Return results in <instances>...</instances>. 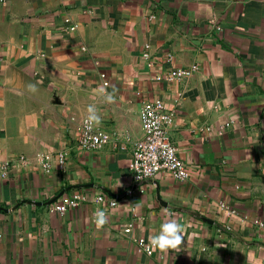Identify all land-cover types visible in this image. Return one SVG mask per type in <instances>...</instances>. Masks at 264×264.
I'll use <instances>...</instances> for the list:
<instances>
[{"label":"crops","instance_id":"crops-1","mask_svg":"<svg viewBox=\"0 0 264 264\" xmlns=\"http://www.w3.org/2000/svg\"><path fill=\"white\" fill-rule=\"evenodd\" d=\"M155 99L189 176L158 172L127 194ZM86 117L110 133L93 150L76 146ZM2 162L0 264H264V0H0ZM81 189L79 206L47 211ZM170 219L176 248L136 250Z\"/></svg>","mask_w":264,"mask_h":264},{"label":"built area","instance_id":"built-area-1","mask_svg":"<svg viewBox=\"0 0 264 264\" xmlns=\"http://www.w3.org/2000/svg\"><path fill=\"white\" fill-rule=\"evenodd\" d=\"M76 24L69 26L73 30ZM146 50L142 53L144 58H149V44H145ZM82 47V50H85ZM196 70V66L191 67H173L166 73L169 80H184L191 72ZM104 87L109 82L105 73L99 72ZM139 118L143 129L142 137L134 144L132 156L128 164L131 175V185L127 189V194L133 192L142 193L145 184L158 172H166L177 180H185L189 176V167L179 158L177 147L169 138L167 129L174 122L173 113L168 109L160 99L145 104L139 111ZM225 123L223 128L228 126ZM209 129V128H206ZM110 133L103 128L92 117H86L82 120L76 138V146L85 150H93L102 144L108 142ZM59 164L64 165L65 153H59ZM24 162V160H22ZM10 167L9 162L0 163V174L5 176ZM45 170H48V162L43 163ZM87 199L84 189L75 190L67 197L60 201H52L46 204L49 213L63 214L69 209H73L85 202ZM95 203L103 204L104 209L113 207L117 204L115 198H109L103 192L95 193L92 197ZM104 211V210H102ZM259 226L264 228V222H259ZM125 232H129L130 228H124ZM136 250L151 254L152 247L142 237L135 238Z\"/></svg>","mask_w":264,"mask_h":264},{"label":"clouds","instance_id":"clouds-1","mask_svg":"<svg viewBox=\"0 0 264 264\" xmlns=\"http://www.w3.org/2000/svg\"><path fill=\"white\" fill-rule=\"evenodd\" d=\"M95 119V117H92ZM97 226H102L106 222L104 211L97 210L95 213ZM184 226L177 222L176 219L165 221L160 226V232L157 235L148 237L149 244L153 250L159 248L161 250L169 247L176 248L181 243Z\"/></svg>","mask_w":264,"mask_h":264}]
</instances>
